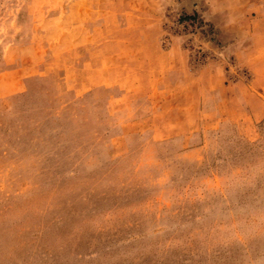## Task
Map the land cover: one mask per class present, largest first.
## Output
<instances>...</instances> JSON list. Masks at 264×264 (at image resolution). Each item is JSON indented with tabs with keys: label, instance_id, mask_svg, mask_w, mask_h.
<instances>
[{
	"label": "rangeland",
	"instance_id": "374dc122",
	"mask_svg": "<svg viewBox=\"0 0 264 264\" xmlns=\"http://www.w3.org/2000/svg\"><path fill=\"white\" fill-rule=\"evenodd\" d=\"M189 3L0 0V264H264V84Z\"/></svg>",
	"mask_w": 264,
	"mask_h": 264
},
{
	"label": "crops",
	"instance_id": "0c3cea01",
	"mask_svg": "<svg viewBox=\"0 0 264 264\" xmlns=\"http://www.w3.org/2000/svg\"><path fill=\"white\" fill-rule=\"evenodd\" d=\"M191 2L189 10L186 12L202 13V17L210 21L209 25L212 29L211 46L214 50L224 53L226 56L234 55L239 62L245 65L251 71L254 80L260 84H264V0H184ZM190 4V3H189ZM178 52L181 64H186L185 56L187 52L184 49H178L175 41L170 47L162 50L163 64L165 66L163 72L150 75L148 68H158L160 61L148 60V66H144V79L141 82L145 84L142 92H148L147 84L154 82L155 79H166V68L172 66L175 61L170 56ZM160 62V63H159ZM214 75L209 78L210 81L222 83L223 86L229 87L232 82H227L225 74L226 66L221 58L214 61ZM150 91V90H149ZM264 91V90H263ZM259 92V91H257ZM126 93V92H125ZM259 94L263 97L262 93Z\"/></svg>",
	"mask_w": 264,
	"mask_h": 264
}]
</instances>
